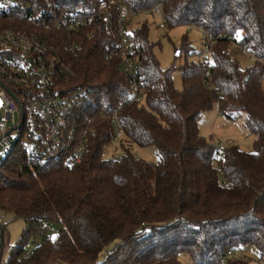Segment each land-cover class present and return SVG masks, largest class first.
I'll return each mask as SVG.
<instances>
[{
	"label": "trees",
	"instance_id": "obj_1",
	"mask_svg": "<svg viewBox=\"0 0 264 264\" xmlns=\"http://www.w3.org/2000/svg\"><path fill=\"white\" fill-rule=\"evenodd\" d=\"M57 1L92 7L100 0ZM122 1L136 9L161 7L165 28L189 25L227 34L211 41V78L201 59H189L197 50L187 36L176 47V61L184 60L162 66L149 20L133 26L132 18L127 35L145 94L128 102L132 85L120 56L108 55L117 37L104 19L75 32L72 53L62 52L65 34L44 31L42 38L74 72L62 73V87L87 90L63 132L77 135L89 117L94 132L88 152L74 165L58 158L46 168L31 159V166L22 151L2 159L0 209L26 221L4 264H184L182 256L191 264H252L247 256H226L230 248L247 245L264 261V0ZM10 22L29 29L17 19ZM231 38L260 60L242 67ZM177 69L182 88L174 82ZM118 106L122 153L107 158L115 127L102 114ZM216 106L227 118L244 119L255 135L254 151L233 144L217 156V146L200 131L204 114ZM133 144L156 145L159 158L137 157ZM6 235L0 228L3 253ZM36 238L33 255L24 257L26 242Z\"/></svg>",
	"mask_w": 264,
	"mask_h": 264
},
{
	"label": "built area",
	"instance_id": "obj_2",
	"mask_svg": "<svg viewBox=\"0 0 264 264\" xmlns=\"http://www.w3.org/2000/svg\"><path fill=\"white\" fill-rule=\"evenodd\" d=\"M138 12L158 16L160 27H166L167 20L161 7L136 9L122 0H100L92 7H64L57 0H0V162L9 154L22 151L30 159L31 166L36 164L39 168H46L50 161L58 158L74 165L81 162L89 150L88 137L94 132L93 118L86 120L77 135L72 129L63 132L66 118L87 90L66 91V87H62V73L72 76L74 72L62 53L42 38L44 31L58 30L65 34L68 42L61 47L62 52L72 53L76 48L75 32L104 19L108 29L117 37L108 55L120 56L122 68L132 85L128 102L144 99V85L137 70L138 57L128 39L126 27V22ZM16 19L29 29L5 25ZM197 29L205 39L202 53L206 55L201 60L206 66L205 76L209 82L211 41L228 38V35L214 34L202 27ZM230 40L236 43L234 38ZM238 48L246 56L260 60L245 47L238 45ZM216 108L219 111V107ZM120 109L118 106L110 115L102 114L113 119L114 157L122 153L124 130L118 114ZM224 149L225 146L220 144L217 156ZM39 241V238L28 240L23 256H32L34 245ZM4 251L9 252V248ZM226 256L244 257L237 247L230 248Z\"/></svg>",
	"mask_w": 264,
	"mask_h": 264
},
{
	"label": "rangeland",
	"instance_id": "obj_3",
	"mask_svg": "<svg viewBox=\"0 0 264 264\" xmlns=\"http://www.w3.org/2000/svg\"><path fill=\"white\" fill-rule=\"evenodd\" d=\"M133 18V26L138 25L144 18L149 20L150 39L154 43L155 54L162 66L169 67L175 62L179 64L184 60V56H182L181 59L176 61V47L180 46L184 36L189 38L193 47L197 50L196 54L189 55L190 60L199 61L202 56L206 55L204 53L201 55L199 54L205 41L204 37L199 32V29L186 27L184 25L176 26L172 29L160 27V18L156 15L147 14L145 12H138ZM8 22L9 24L11 23L10 21ZM67 42L68 41H66L65 44ZM231 52L239 60L242 67H247L255 62L251 56H246L242 53L236 43L231 44ZM174 82L178 88H182V77L179 69L174 72ZM200 131L202 135L211 139L217 147L220 144H223L225 147L237 144L243 150L254 151L255 135L249 133L244 124V119L240 118L233 120L227 118L225 115L219 113L216 107L204 114L200 122ZM123 137L124 135L122 138ZM114 150L115 145L112 143L105 150L104 156L107 158L114 156ZM131 151L137 157L149 161H157L159 158L156 145L140 146L133 144L131 146ZM25 226L26 221L24 218H15L12 213L0 209V227H5L7 230V242L3 248L4 250L10 248L11 245L16 244L21 237ZM240 249L244 256L250 258L252 264H262L254 246H241ZM8 255L9 252L4 251L2 264H4ZM182 260L184 264H191L186 256H182Z\"/></svg>",
	"mask_w": 264,
	"mask_h": 264
},
{
	"label": "water",
	"instance_id": "obj_4",
	"mask_svg": "<svg viewBox=\"0 0 264 264\" xmlns=\"http://www.w3.org/2000/svg\"><path fill=\"white\" fill-rule=\"evenodd\" d=\"M1 228V236L3 237L4 235V228L3 227H0ZM57 233H54L53 234V237H56ZM3 245V240L1 241L0 243V246ZM0 264H2V251H0Z\"/></svg>",
	"mask_w": 264,
	"mask_h": 264
},
{
	"label": "crops",
	"instance_id": "obj_5",
	"mask_svg": "<svg viewBox=\"0 0 264 264\" xmlns=\"http://www.w3.org/2000/svg\"><path fill=\"white\" fill-rule=\"evenodd\" d=\"M220 113V112H219Z\"/></svg>",
	"mask_w": 264,
	"mask_h": 264
}]
</instances>
